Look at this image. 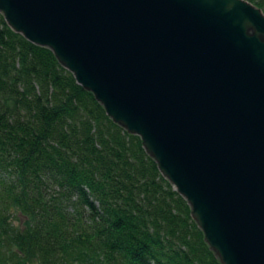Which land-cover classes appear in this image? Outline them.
<instances>
[{
  "label": "water",
  "instance_id": "95a60500",
  "mask_svg": "<svg viewBox=\"0 0 264 264\" xmlns=\"http://www.w3.org/2000/svg\"><path fill=\"white\" fill-rule=\"evenodd\" d=\"M141 138L222 264H264V12L247 0H0Z\"/></svg>",
  "mask_w": 264,
  "mask_h": 264
},
{
  "label": "trees",
  "instance_id": "16d2710c",
  "mask_svg": "<svg viewBox=\"0 0 264 264\" xmlns=\"http://www.w3.org/2000/svg\"><path fill=\"white\" fill-rule=\"evenodd\" d=\"M0 264H222L141 138L1 13Z\"/></svg>",
  "mask_w": 264,
  "mask_h": 264
},
{
  "label": "rangeland",
  "instance_id": "374dc122",
  "mask_svg": "<svg viewBox=\"0 0 264 264\" xmlns=\"http://www.w3.org/2000/svg\"><path fill=\"white\" fill-rule=\"evenodd\" d=\"M22 222H23V217L21 215H16L15 223L17 225H22Z\"/></svg>",
  "mask_w": 264,
  "mask_h": 264
}]
</instances>
